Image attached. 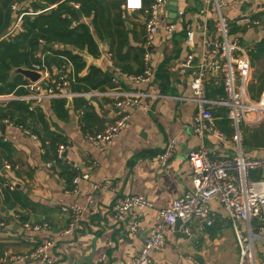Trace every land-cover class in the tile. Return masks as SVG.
<instances>
[{
    "label": "crops",
    "instance_id": "1",
    "mask_svg": "<svg viewBox=\"0 0 264 264\" xmlns=\"http://www.w3.org/2000/svg\"><path fill=\"white\" fill-rule=\"evenodd\" d=\"M33 1H37L39 8ZM63 1L65 0H57L56 3L48 0L14 1L13 3L19 4L20 10L11 9V25L0 38L20 33L22 26H18V21L19 18L23 21L24 15L47 13ZM165 2L155 42L149 48L153 74L148 82L136 83L120 75L119 83L112 80V87L90 92L74 91L70 84L68 90L75 94L71 98V105L69 99L65 105L60 99H44L32 109L36 114L41 112L43 116L38 117L37 114L29 117L25 122L26 128L12 122V125L5 123V133L0 130V137L10 145V149L6 151L7 157L0 151L3 164L11 159V163L20 165L19 169L14 170H7L5 167L0 169V222H4L0 226V259L7 260L2 264H44L37 259L22 261L8 260V257L27 255L47 241L52 242L49 248L52 258L50 264H102L100 259L104 255L106 264H130L139 255L145 240L159 222V209L170 207L176 198L192 189L190 153L202 145L215 159L232 158L240 151L232 140L235 130L227 116L226 107L212 106L217 128L226 135V140H219L212 133L201 137L194 131L197 105L192 100L190 86L194 70L181 66V62L189 54L196 61L199 60L205 47L203 24L217 18L213 6L206 0ZM174 2H177L178 11L175 18H172L169 8ZM124 3L125 0L122 4L123 17H126L129 32L128 44L123 50L137 48L141 51V48L144 49L145 21L149 18L154 0H144L143 9L132 14L124 10ZM72 4L79 7L76 3ZM263 5L260 0H227L224 12L233 19L240 14H250L264 21ZM83 21L89 23L91 18L85 17ZM167 23L176 25L172 33L166 30ZM187 24L194 31L192 44L187 42ZM13 29L15 30L11 33ZM232 33L248 50L252 67L248 92L257 100L264 89L259 91L261 80L255 76L256 69L252 65L250 54L255 44L264 38V26L242 28L233 25ZM97 40V56L87 49L72 48L86 62L80 76L87 75L90 66H96L103 72L108 71L113 76L116 69L124 74H136L124 72L119 67L120 63L130 64L135 70V58L121 61L118 53L112 50L109 39ZM37 41L40 42V48L36 56L42 59L45 43ZM244 42L248 43L247 46L243 45ZM53 46L54 44L51 47ZM62 65L66 66L70 79V64ZM58 67L60 66H42V69L53 75ZM115 88L144 93L140 101L148 109L140 106L128 108L131 117L127 126L104 149H100L87 135L103 130L120 117L121 111L110 95ZM207 94L209 98L216 100L226 96L221 74L214 73L210 76ZM86 110L91 112L88 118H84ZM25 129L31 133H27ZM240 129L243 133L242 153L264 160V121L257 126L241 124ZM34 131H39L41 137H46L44 144L47 145L55 133L61 134L65 139V143L61 144L67 146L63 160L73 164L77 174L88 173L89 177L81 178L74 185L73 180L72 183L66 181L59 163L48 168L46 162L49 157L42 153L43 142L31 135ZM172 139L177 140L175 152L163 165L160 155ZM251 178L264 181V166L251 171ZM9 184H13L14 189ZM131 194L145 195L154 203L152 207L143 210L136 233L131 232L128 218L118 222L113 211V206L120 197ZM72 204L82 206L83 212L77 230L65 236L63 230L68 226L70 216L62 213L61 207ZM209 205L213 224L206 225L193 220L190 223L192 235L189 237L181 233L177 235L175 228H168L165 233L166 244L152 254V264H238L239 247L231 220L218 200H211ZM36 223H47L48 227L34 230L26 226ZM239 225L246 232V223L241 221ZM252 225L257 234L254 241L257 261L264 263V212L252 221Z\"/></svg>",
    "mask_w": 264,
    "mask_h": 264
},
{
    "label": "built area",
    "instance_id": "2",
    "mask_svg": "<svg viewBox=\"0 0 264 264\" xmlns=\"http://www.w3.org/2000/svg\"><path fill=\"white\" fill-rule=\"evenodd\" d=\"M213 6L217 18L204 22V50L200 54L199 60H195L192 54L181 62V66L186 69H193L194 75L191 81L192 100L197 105L195 116L194 131L201 137L207 133L214 134L219 140H226V135L217 128L216 117L212 111V106L226 107L227 116L234 126L232 140L238 145L240 151L232 158L215 159L208 149L202 145L192 151L189 160L192 165V189L176 198L170 207L159 209V222L154 227L150 236L145 240L138 256H135L130 264H152V254L161 249L166 244V230L175 227L178 220L181 221L179 231L189 237L192 235L190 223L199 220L206 225L214 222L212 210L209 205L213 199L218 200L226 210L235 233L239 247L238 264H264L259 263L256 257L254 241L257 237L252 221L264 212V181L253 180L251 171L264 166V160L245 156L242 153L243 133L240 129L241 124L257 126L264 120V91L259 99H253L248 92V84L251 77L252 67L248 50L242 46L236 36H231L232 27L242 28L262 27L264 21L261 18L253 17L250 14H240L236 18H231L223 11V6L227 5V0H206ZM264 4V0H260ZM165 0H154L149 18L145 21L144 44H143V71L138 74H124L119 69L115 70L113 78L115 83H119L120 75L136 83L148 82L153 74L150 64L151 53L149 48L154 44L156 33L159 29V20L163 13ZM264 6V5H263ZM144 0H125L124 10L132 14L142 10ZM13 11H19L18 3L11 5ZM183 15V12H178ZM18 26H22L19 18ZM169 33H172L176 25L167 23L165 26ZM21 29V28H19ZM15 29L11 31L14 32ZM187 42L192 44L194 31L187 24L185 26ZM42 74L38 81H29L25 84L26 94H0V106L6 105L11 100L26 101L33 109L36 103L44 99L66 98L71 99L75 94L68 88L70 79L65 65L58 67L54 74L43 71L39 63H34L32 68ZM214 73L221 74L225 87L226 96L221 99L209 98L207 94V81ZM115 99V106L121 111L120 117L103 130L88 134L87 137L100 149L120 135L131 117L128 108L140 106L144 109L148 107L141 103L140 98L145 95L142 92H129L113 89L110 93ZM0 123L12 125L8 119H0ZM22 127V126H20ZM23 128V127H22ZM27 133H31L25 129ZM34 139L40 140L36 134H31ZM177 140L172 139L166 150L160 155V162L165 165L175 152ZM67 146L60 144L57 150V159H65ZM42 153L45 149L42 148ZM74 167L73 164H70ZM46 166L53 168L54 161H47ZM3 167L7 170L19 169V164L6 162ZM88 173L77 174L73 178L76 185L81 178H88ZM96 185V187H98ZM14 189L13 184H9ZM154 205L153 201L140 194H131L120 197L113 206L114 217L118 222L130 220V230L136 233L140 227L143 210ZM61 211L69 214L70 221L63 230V235L73 234L80 225L83 207L78 204L63 205ZM246 223V232L240 227L239 223ZM4 222H0L3 226ZM34 230L47 228L48 224H26ZM52 242H44L37 246L27 255H13L8 260H27L37 259L44 264L52 263L49 248ZM7 259V258H6ZM0 259V264L3 263ZM102 264H106V256L100 259Z\"/></svg>",
    "mask_w": 264,
    "mask_h": 264
},
{
    "label": "trees",
    "instance_id": "3",
    "mask_svg": "<svg viewBox=\"0 0 264 264\" xmlns=\"http://www.w3.org/2000/svg\"><path fill=\"white\" fill-rule=\"evenodd\" d=\"M20 0H0V37L8 31L11 25V4ZM56 3L57 0H48ZM124 0H65L52 8L47 13L38 15H24L22 21V31L14 33L8 38H0V94H26L24 85L28 80L16 69L19 67H32L34 63H40L43 67L51 68L70 64V84L72 90L90 92L92 90H104L107 86L112 87L114 76L108 71L103 72L96 66H90V71L85 76H80L86 67L83 57L72 51V48L87 49L94 56L99 55L98 40L109 39L111 48L121 61H127L133 57L136 59L137 68L134 70L130 64L120 63L119 67L124 72L141 73L143 71V49L129 48L124 51L123 47L128 44L126 17L122 4ZM34 5L39 8L37 1ZM76 3L79 7H75ZM91 18L85 22L84 18ZM92 26L94 29L92 30ZM44 41L43 57L38 58L36 52L39 51L40 42ZM54 46L51 47L50 44ZM116 44V47L114 45ZM62 45V48L59 46ZM134 52V53H133ZM252 65L256 69V77L261 80L259 91L264 89V38L258 41L251 51ZM254 92V88L252 87ZM255 96V95H254ZM62 100L63 105L67 104L66 98H55ZM85 102V99H82ZM30 104L26 101L11 100L6 106H0V119H8L15 125L26 128V120L37 114L43 116L41 112L35 113L30 110ZM91 109V108H90ZM88 110L85 111L84 118H88ZM264 121V120H263ZM43 142L45 156L48 161H54L62 167V174L66 176V181L72 183L77 174V169L72 167L67 161L57 159L58 146L63 142L64 137L55 133L50 143L44 144L45 136H40L39 131H34ZM38 133V134H37ZM10 149L3 137H0V151L6 156V151ZM7 157V156H6ZM9 159V158H8ZM10 162L11 159H9ZM63 161H65L63 163ZM70 187V186H69Z\"/></svg>",
    "mask_w": 264,
    "mask_h": 264
},
{
    "label": "water",
    "instance_id": "4",
    "mask_svg": "<svg viewBox=\"0 0 264 264\" xmlns=\"http://www.w3.org/2000/svg\"><path fill=\"white\" fill-rule=\"evenodd\" d=\"M165 5H166V2H165ZM170 11L171 13L173 14V17L172 18H175V16L177 15V11H178V6H177V2H174V3H171L170 4ZM38 42V41H37ZM53 44H50V46H52ZM16 72H19L21 73L23 76H25L27 79H29L30 81H38L41 79L42 77V74L34 69H31V68H25V67H19L16 69ZM69 101V105H71V99L68 100ZM6 127L7 125L5 123H0V130L2 131V133H5L6 132ZM3 160L2 158H0V169L3 168ZM181 224V221L178 220L175 224V231H176V234H180V231H179V226Z\"/></svg>",
    "mask_w": 264,
    "mask_h": 264
},
{
    "label": "rangeland",
    "instance_id": "5",
    "mask_svg": "<svg viewBox=\"0 0 264 264\" xmlns=\"http://www.w3.org/2000/svg\"><path fill=\"white\" fill-rule=\"evenodd\" d=\"M226 8H227L226 6H223V8H222V9H223V11H225V10H226ZM231 36H234V35H233V33L231 34ZM247 44H248L247 42H244V44H243V45H246V46H247ZM242 126H244V125H242Z\"/></svg>",
    "mask_w": 264,
    "mask_h": 264
}]
</instances>
